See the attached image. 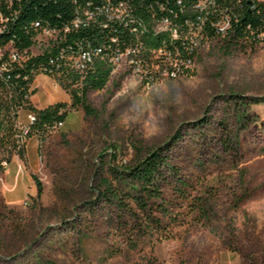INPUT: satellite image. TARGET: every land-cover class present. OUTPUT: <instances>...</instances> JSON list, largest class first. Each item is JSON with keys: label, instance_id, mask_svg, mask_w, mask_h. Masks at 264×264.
<instances>
[{"label": "rangeland", "instance_id": "374dc122", "mask_svg": "<svg viewBox=\"0 0 264 264\" xmlns=\"http://www.w3.org/2000/svg\"><path fill=\"white\" fill-rule=\"evenodd\" d=\"M171 63L118 55L103 87L84 92L86 116L69 105L79 82L34 77L37 97L65 99V118L21 154L0 149V264H264V44L213 39L186 72ZM157 146L173 170L142 212L121 170Z\"/></svg>", "mask_w": 264, "mask_h": 264}, {"label": "trees", "instance_id": "16d2710c", "mask_svg": "<svg viewBox=\"0 0 264 264\" xmlns=\"http://www.w3.org/2000/svg\"><path fill=\"white\" fill-rule=\"evenodd\" d=\"M193 1L179 0L177 3V0H19L15 6L13 21L0 31V38L14 37L18 45L28 44V38L23 28L20 27L23 23L36 21L48 27L59 28L69 25L76 14L80 15L86 9L93 13L94 18L83 26L64 31L56 47L31 56L21 67L15 66L2 75L0 93H8V95L0 96V149H10L19 154L23 152L24 142L18 144L15 138L19 110H25L34 117L27 137L32 132H36L41 139L47 131L52 129L55 122L64 120L67 106L65 102L57 101L43 108H37L30 102L29 96L34 92L30 86L34 76L40 72L51 77L62 88L66 87L68 79H71L70 83L79 82L76 84L79 86V93L75 90L68 91L69 105L70 107L80 105L86 116L92 113V110L84 101V92L87 89L96 90L103 87L113 68L108 58L123 51L126 47L137 48L139 52L133 55V58L138 59L145 66L154 62H163L165 58L163 54L171 56V62L191 57L194 53L193 51L188 52L185 48L183 34L187 30L184 21L192 17L189 10ZM118 2L124 3L127 7L125 18L120 22L105 20L101 15L104 7L107 3ZM225 2L230 3L232 0H225ZM239 3L237 5L233 3L231 7V10L237 14V27L235 26L233 35L229 36L231 40L241 36L240 28L245 23L253 26L264 23L262 2L240 0ZM162 17L168 19L169 25L176 27L177 37L171 36L169 28L166 30L153 28L154 22ZM203 29L207 36L211 35L210 29L206 26ZM91 48H98L99 53L93 57L81 78L79 73L70 71L64 65L55 71L46 63L47 58L55 56L59 49L63 53L61 63L64 64L67 55ZM157 49L164 53L157 54ZM159 58L162 60L160 61ZM163 68L169 70L165 66ZM171 70H178L180 73L187 71L186 68L173 66ZM253 102H259V100ZM168 149V146L152 148L144 156L137 158L121 170L123 177H120L124 178L129 185L130 192L127 197L142 212L154 207L149 206L148 201L156 200L160 196L159 182L163 180L166 170H173L168 157ZM32 178L36 196H38L40 185L34 177ZM178 183L182 185V182ZM107 193L113 199H117L114 190L108 189ZM177 194L181 195L179 192ZM191 204L190 209L205 219L209 210L206 203L200 198H194Z\"/></svg>", "mask_w": 264, "mask_h": 264}, {"label": "built area", "instance_id": "2783aa9c", "mask_svg": "<svg viewBox=\"0 0 264 264\" xmlns=\"http://www.w3.org/2000/svg\"><path fill=\"white\" fill-rule=\"evenodd\" d=\"M239 1L240 0H232V2L226 3L225 0H194L190 5L189 10V13L192 14V17L189 20L184 21L187 30L186 33L183 34V38L185 41V48L188 50V52L193 51L195 54L198 47L213 39L223 41L225 40L235 44L236 47H244L245 49H249L250 47H254L258 44H264V23L257 24L256 26H253L250 23H245L242 28H240L241 36L239 38L232 40L229 38L230 35H233L234 28L237 24V14L231 10V7L234 4H240ZM258 1L262 2L264 7V0ZM18 2L19 0H0V31L4 30L6 26L13 21L16 10L15 6ZM178 2L179 0H177V3ZM250 7L252 8V5H250ZM102 12L103 13H101V15L105 20L120 22L125 18V14H127V7L122 2L115 4L107 3ZM93 18V13L86 9L83 10L80 15L76 14L71 19L69 25L59 28L48 27L36 21L29 22L28 24H21L20 27L23 28V32L28 38L27 45H18L14 37H8L6 39L0 38V78L4 73L13 67H21L24 65L26 60H28L31 56L48 51L51 47H56L60 42L62 33L64 31L83 26L87 24L88 21H92ZM205 26L211 30L210 36L205 34V30L203 29ZM153 28L155 30H166L169 28L172 37H177L178 35L176 27L169 25L168 19L166 17L156 20L154 22ZM35 42H38V45L41 46V49L36 53H31L30 45ZM138 52L139 51L137 48L126 47L123 51L110 56L108 61L114 67V61L117 59L118 55L125 54L133 58V55H137ZM98 53V48L79 50V52L76 54L67 55L66 62L63 64L61 63V60L63 59V53L61 49H59L57 50L55 56L47 58L46 63L48 66L53 67L55 71H58L64 65L65 68L69 69L70 71L79 73L81 78L84 70L89 66V64H91L93 57ZM156 53L160 54L164 52H161L160 49H157ZM194 54L189 58L186 57L178 59L175 62L173 61L170 68L167 67L169 68L168 71L172 72L171 74L174 72L180 73L178 70H171V67L187 68V66L191 64ZM163 55L165 60L171 59V56L167 54ZM39 74L45 75L41 72L36 75ZM1 95L7 96L8 93H0V96ZM33 120V115L27 112L25 123H19L17 121V132L15 135L16 143L19 144L25 142L27 133L29 131V126ZM61 124V121L55 122L52 125V129L59 128ZM5 165L6 161L1 159L0 168H4Z\"/></svg>", "mask_w": 264, "mask_h": 264}, {"label": "crops", "instance_id": "0c3cea01", "mask_svg": "<svg viewBox=\"0 0 264 264\" xmlns=\"http://www.w3.org/2000/svg\"><path fill=\"white\" fill-rule=\"evenodd\" d=\"M36 79V78H35ZM53 83H51V87L54 89V90H57V89H59V88H57V85L56 86H54V85H52ZM29 99H30V102L35 106V107H37V108H43V107H45V106H47V105H49V104H52V103H54V102H57V101H59V100H65L64 98H62V99H58V98H55V97H52L51 99L50 98H48V97H44V98H41V97H37V93H36V90H34V92L30 95V97H29ZM24 115V114H23Z\"/></svg>", "mask_w": 264, "mask_h": 264}]
</instances>
